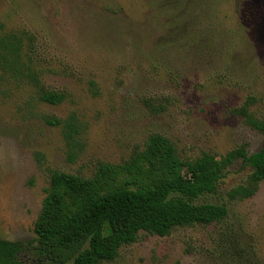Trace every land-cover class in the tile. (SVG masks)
<instances>
[{
	"label": "rangeland",
	"instance_id": "1",
	"mask_svg": "<svg viewBox=\"0 0 264 264\" xmlns=\"http://www.w3.org/2000/svg\"><path fill=\"white\" fill-rule=\"evenodd\" d=\"M157 9L152 0H0V33L33 34L41 84L65 94L57 105L24 84L0 95L1 239L34 243L52 172L89 178L99 163H126L150 135L166 138L181 160L261 147L262 135L237 110L251 98L249 114L264 117V0H208L196 40L174 38ZM209 29L219 34L210 38ZM43 116L72 118L79 134L67 144ZM249 173L235 160L198 201L225 205L221 222L163 237L140 232L99 264H264V181L248 198L229 197Z\"/></svg>",
	"mask_w": 264,
	"mask_h": 264
},
{
	"label": "trees",
	"instance_id": "2",
	"mask_svg": "<svg viewBox=\"0 0 264 264\" xmlns=\"http://www.w3.org/2000/svg\"><path fill=\"white\" fill-rule=\"evenodd\" d=\"M207 1L152 0V3L165 16L168 27L174 26L169 28V33H175L174 38L196 40L205 35L197 21ZM245 16L252 21L251 13ZM189 20L192 24L186 29L177 25ZM239 27L248 28L242 22ZM208 34L214 38L219 31L216 29L213 34L209 29ZM34 38L25 30L0 33V95L10 94L9 84L17 88L24 84L32 87L41 102L60 104L65 94L46 90L40 82L42 71L33 64ZM252 101L247 99L245 106L237 110L262 135L261 147L252 154L238 147L218 159L203 153L193 160H181L166 138L153 134L126 163H99L89 178L52 172L34 223V243L0 238V264H23L19 255L24 253L54 264H99L114 260L118 249L135 242L140 232L163 237L178 227L221 222L227 216L225 205L198 201L216 192L218 182L235 160L240 159L250 173L244 185L229 192L230 199L252 196L264 181V117L256 119L249 114L247 106ZM42 119L47 125H60L67 144L79 134L72 118L43 116Z\"/></svg>",
	"mask_w": 264,
	"mask_h": 264
}]
</instances>
